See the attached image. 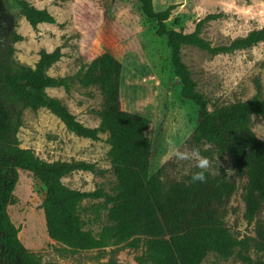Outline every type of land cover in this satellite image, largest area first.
<instances>
[{
    "label": "trees",
    "instance_id": "1",
    "mask_svg": "<svg viewBox=\"0 0 264 264\" xmlns=\"http://www.w3.org/2000/svg\"><path fill=\"white\" fill-rule=\"evenodd\" d=\"M143 20L156 22L155 32L167 37L170 66L182 84L181 96L197 109V126L191 141L201 151L209 145L219 155H226L235 176L227 171L207 172L205 183L190 184L195 169L182 179L163 181L161 172L151 167L157 148L148 134L151 120L121 106L123 64L109 51H102L83 63L78 72L83 86L97 87L103 97L98 111L99 125L82 123L61 99L48 89L72 86L70 77L51 76L48 69L61 58V48L41 50L35 66L12 59L13 50L4 54L0 45V264H61L46 262L28 250L20 241L19 228L13 223L9 207L15 203L14 190L21 170L30 171L46 191L43 208L49 236L73 250L103 249L125 244L139 250L137 264H202L209 254L238 257L247 264H264L248 254L250 247L264 253V139L253 129V116L264 119V98L256 81V94L238 99L213 110L198 91L197 81L183 61L186 45L206 50L213 55L247 49L264 41V27L251 30L229 44L213 46L203 37L207 22L219 15L208 14L195 29L185 32L169 29L176 5L156 11L153 0H134ZM23 17L36 29L40 23H57L48 9L28 0H16ZM179 22V19H176ZM19 35L14 41H19ZM46 108L66 127L81 137L94 140L107 134L108 157L117 177L114 193L102 187L93 191L72 189L62 178L74 171L103 175L105 169L86 160L46 161L33 149L20 148L17 133L26 109ZM206 153L209 151H205ZM242 185L244 217L255 222L254 237L237 240L224 220L226 206ZM103 198L96 209L107 211V222L100 231L85 229L80 209L85 200ZM112 264V263H102Z\"/></svg>",
    "mask_w": 264,
    "mask_h": 264
},
{
    "label": "rangeland",
    "instance_id": "2",
    "mask_svg": "<svg viewBox=\"0 0 264 264\" xmlns=\"http://www.w3.org/2000/svg\"><path fill=\"white\" fill-rule=\"evenodd\" d=\"M38 8L48 9L57 23H40L34 29L22 16L16 0H0V45L4 54L13 50L12 59L35 66L41 50L61 48V58L48 74L70 77L72 86L47 91L62 100L77 118L89 127L99 125L98 111L103 97L95 86H83L77 72L83 63L91 61L102 51H109L123 64L121 106L151 120L149 136L157 148L151 172H161L163 181L182 179L196 168L188 162L167 158L165 138H172L181 150L196 147L191 135L197 126V109L181 96L182 84L170 66L167 37L158 36L154 20H143L134 0H28ZM156 11L174 4L169 29L191 32L197 22L208 14H217L203 28V37L213 46L229 44L251 30L264 27V0H153ZM179 19V22H176ZM22 38L14 41L18 36ZM183 61L197 81V89L214 108L238 99L246 100L256 94V81L264 98V41L247 49L213 55L206 50L186 45ZM17 133L20 148L33 149L42 159L86 160L105 169L103 175L89 171H74L62 178L72 189L93 191L102 187L114 193L117 177L108 157L110 145L107 134L94 140L70 131L55 114L46 108L26 109ZM253 129L264 139V119L253 116ZM201 154L212 161V174L232 170L226 155H219L209 145ZM209 151V152H205ZM229 174V173H228ZM229 175L235 176L234 171ZM242 185L232 196L224 220L233 237L240 240L254 237L255 222L244 217ZM46 191L30 171L21 170L14 190L15 203L9 207L13 223L19 228L23 245L46 262L61 264H137L139 250L125 244L103 249L73 250L53 240L47 230L43 201ZM104 199L85 200L80 209L85 229L95 232L107 222ZM259 219L264 221V213ZM238 249L229 258L209 254L202 264H247L238 257ZM248 254L264 260V253L250 247Z\"/></svg>",
    "mask_w": 264,
    "mask_h": 264
},
{
    "label": "clouds",
    "instance_id": "3",
    "mask_svg": "<svg viewBox=\"0 0 264 264\" xmlns=\"http://www.w3.org/2000/svg\"><path fill=\"white\" fill-rule=\"evenodd\" d=\"M164 143L168 149L167 158L174 159L177 162H188L192 167L198 169V171L191 174L190 184L205 183L207 181L206 173L212 168V161L201 154L199 147L181 150L176 146L175 140L168 137L165 138ZM227 173H232V170L229 169Z\"/></svg>",
    "mask_w": 264,
    "mask_h": 264
}]
</instances>
